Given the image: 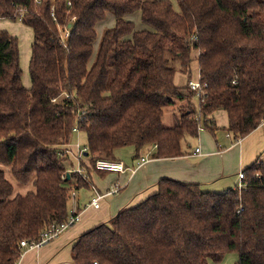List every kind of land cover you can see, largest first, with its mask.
I'll use <instances>...</instances> for the list:
<instances>
[{"label":"trees","instance_id":"1","mask_svg":"<svg viewBox=\"0 0 264 264\" xmlns=\"http://www.w3.org/2000/svg\"><path fill=\"white\" fill-rule=\"evenodd\" d=\"M109 14L115 22L98 37ZM0 18L33 30L27 87L19 38L0 29V163L35 186L14 194L0 169V264H17L21 240L68 218L73 178L84 185L108 172L97 159L119 160L126 146L136 157L183 155L199 125L216 131L208 116L217 109L234 141L264 121V0H0ZM193 49L206 84L196 103ZM177 71L187 85L175 83ZM178 101L186 103L167 126L165 110ZM76 125L87 135V179L67 168ZM243 170L245 185L224 191L162 178L146 199L83 233L73 264H209L229 251L238 264H264V158Z\"/></svg>","mask_w":264,"mask_h":264},{"label":"crops","instance_id":"2","mask_svg":"<svg viewBox=\"0 0 264 264\" xmlns=\"http://www.w3.org/2000/svg\"><path fill=\"white\" fill-rule=\"evenodd\" d=\"M137 14L140 15V13ZM106 20H108L107 24L111 26L115 22V19L110 14L104 22ZM9 22L14 21L8 18H0V29L9 31ZM104 22L99 23L97 27L98 37L106 29L103 25ZM28 51L31 56V46ZM200 53L199 49H193L192 51L193 60L191 62L190 79L196 78L193 80L200 79L198 60ZM187 82L188 74L177 71L175 83L182 87L187 85ZM30 85L29 74V81L26 86L29 87ZM194 101L195 103L198 102L196 98ZM184 104V102L178 101L175 106L170 107L169 114L173 112V109H177L179 106L181 108ZM177 111L179 114L181 113L179 108ZM173 114L172 118L170 115V118L173 120L175 116V123V120L180 115ZM208 117L214 119L217 125L216 131L212 132L205 128L199 130L197 137L189 138V140L198 138V145L192 148L188 140L186 142L188 146L185 148L183 145L185 150L183 155L153 158L151 153L146 152L142 153L141 156L150 155L151 158L135 172L130 169L125 172H92L84 185L79 184L77 179L73 178L70 185L74 189L75 196L71 198L72 201H69V209L73 212H80L79 221L41 247L32 249L20 248L23 253L17 264H73L72 247L83 233L100 223L108 222L123 208L135 205L146 199L150 194L157 191L158 182L162 178H171L186 183H200L205 189L210 191H224L238 186L240 181L239 171L251 165L259 157L262 159L264 156V121L248 135L234 141L232 135L227 131L229 116L226 110L217 109ZM218 129L223 131L224 135L218 134ZM84 147H86V144L83 147L78 143L74 145L72 140L66 146L68 148L67 168L69 171L79 165L80 161L77 155L79 150ZM197 147H200V152L198 153L196 152ZM138 158L134 149L133 159L129 162L124 161V163L131 167ZM3 166H5L4 170L6 172H10V167ZM117 186H120V190L102 197L99 201V207L88 205L98 193H108Z\"/></svg>","mask_w":264,"mask_h":264},{"label":"built area","instance_id":"3","mask_svg":"<svg viewBox=\"0 0 264 264\" xmlns=\"http://www.w3.org/2000/svg\"><path fill=\"white\" fill-rule=\"evenodd\" d=\"M39 1V0H36ZM70 4V2H69ZM52 16L54 17V19H56L54 13H52ZM72 20H74V18H72ZM69 31L66 30H61V40L64 43L68 37H69ZM189 87L194 90L196 92V96L197 98H201L202 95L204 94V87L206 86V84H202V82L199 80H193L191 79L188 82ZM82 113H80L79 115V119L82 118ZM204 129L203 125H199V130ZM74 131L75 132H79L80 131V127L78 125H76L74 127ZM84 151H86V147L82 148L79 150L77 158L80 161L79 165L72 169L69 172H74V173H78L79 175H81L83 178L87 179V174L83 168V166L81 165V160L84 157ZM196 152H200V147L196 148ZM150 155H144L139 157L135 164L131 167H128L124 161L122 160H112V159H104V158H99L96 161V168L98 170H102V171H114V172H125L128 169H130L132 172H135L139 167H141L142 165H144L149 159H150ZM239 176V184L238 187L242 188L245 185L244 179H245V173L244 170L239 171L238 173ZM120 190V186H117L113 189H111L108 193L105 194H97V196L93 197L92 200L90 201V203L88 205L90 206H94V207H99L100 203V199L102 197H104L105 195H109V194H113L116 193ZM75 196V192L74 190L72 191V197ZM80 212H73L70 211L68 218L61 222L58 225H53L50 229H48L47 231L43 232L41 234V237L39 238V240H34V241H30L28 239H23L20 242V248L21 249H29V248H38L41 247L43 244L47 243L48 241H50L51 239L55 238L56 236H58L59 234H61L63 231H65L67 228H69L70 226L74 225L77 221H79L80 219ZM23 253V251H22ZM97 264V262H95Z\"/></svg>","mask_w":264,"mask_h":264},{"label":"rangeland","instance_id":"4","mask_svg":"<svg viewBox=\"0 0 264 264\" xmlns=\"http://www.w3.org/2000/svg\"><path fill=\"white\" fill-rule=\"evenodd\" d=\"M107 21L108 20H106L103 24L104 28H108L111 26V25L107 24ZM137 22H138L137 24L141 23L140 17H139ZM8 28H9V31L11 33L14 32L12 34L17 35L19 38L20 63H21V68H22V72H23L22 78H23L24 84L27 85V82L29 81V72H28V66L29 65L28 64H29V58H30V54H29L28 50H29V48L32 44V41H33L32 29L19 20L14 21V22H9ZM193 79H196V78H193ZM196 99L198 101V98H196ZM184 103H186V102H184ZM170 107L171 106H168L166 108L165 113H164L165 114L164 119H163L164 124L168 125V126L174 124L175 116H174V119L172 120L171 119L172 113L180 115L177 110H178V108L179 109L182 108V107L180 108V106H179L177 109H173V112L169 114ZM170 115H171V118H170ZM205 129H208V128H205ZM208 130H210V129H208ZM218 134L224 135V132L219 130ZM197 139L198 138H194V139L189 140L190 144L192 145V148H194L195 145H198L199 142ZM72 143L74 145H76L78 143L82 147L85 146V144L87 143V135H86L85 131L80 130L79 132H74V135L72 137ZM183 145L185 146V148L188 146V145H186V142L183 143ZM117 156H118V158L122 159L123 161L129 162L134 157V148L132 146L121 147L117 150ZM84 157L86 158L87 156L84 155ZM263 158H264V156H263ZM3 165H2V163H0V169H2V170L5 169V166H3ZM7 178L14 185V194H26L29 191L35 190V186H34L33 182H28V183L19 182L18 180H16L14 178V176L10 172H7ZM81 189H79V190H81ZM238 262H239V254L236 251L226 252L220 259H211V258L209 259V264H238Z\"/></svg>","mask_w":264,"mask_h":264},{"label":"water","instance_id":"5","mask_svg":"<svg viewBox=\"0 0 264 264\" xmlns=\"http://www.w3.org/2000/svg\"><path fill=\"white\" fill-rule=\"evenodd\" d=\"M69 176V175H68Z\"/></svg>","mask_w":264,"mask_h":264}]
</instances>
